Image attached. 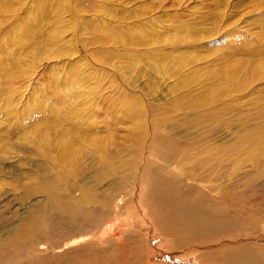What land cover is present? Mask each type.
Here are the masks:
<instances>
[{
    "label": "rangeland",
    "instance_id": "rangeland-1",
    "mask_svg": "<svg viewBox=\"0 0 264 264\" xmlns=\"http://www.w3.org/2000/svg\"><path fill=\"white\" fill-rule=\"evenodd\" d=\"M167 135L180 140L154 139ZM186 137L187 163L212 143L264 210V0H0V264H130L139 244L89 237L113 206L92 235H49L17 259L4 242L45 215L70 149L82 174L48 185L79 210L82 187L110 199L119 175L139 203L143 160L173 166ZM246 225L264 244V216Z\"/></svg>",
    "mask_w": 264,
    "mask_h": 264
},
{
    "label": "bare ground",
    "instance_id": "bare-ground-1",
    "mask_svg": "<svg viewBox=\"0 0 264 264\" xmlns=\"http://www.w3.org/2000/svg\"><path fill=\"white\" fill-rule=\"evenodd\" d=\"M193 127L189 124L187 129ZM167 137L169 140L159 136L154 139L162 145L171 146L170 141L180 140ZM184 139V148H178L183 150L173 161V166L158 168L151 161L143 160L145 188L139 203L132 192L124 189L130 177L119 175L121 183L116 184L119 189L105 192L106 195L111 193L110 199L82 187L79 201L91 208L81 207L79 210L48 185L61 183L71 191L74 185L71 181L82 174V169H78L79 157L76 151L70 149L66 152L67 171L60 179L56 176L52 179L48 175L51 179L43 184L49 209L45 215L35 216L32 222H23L18 236L5 239L6 253L16 259L24 251L33 253L38 249L37 243L48 239L49 235L59 238L65 234L88 231L92 235L97 230L93 228L98 220L96 218L102 215L101 211L110 210L113 206L108 214L109 220L99 226L95 237H89L99 244L116 243L122 249L128 244L134 251L137 249L135 245L139 244V253L135 254L130 264H264V257L256 250L263 248L264 244L255 243L261 231L254 229L249 234L246 225L264 216L262 202L255 198L251 202L239 195L241 191L236 190L239 172L228 168L232 163L230 157L224 158L220 152H211L212 143L209 151L207 147L200 149L202 155L187 163L197 149L185 145L188 139L195 138ZM137 182L136 178L135 184ZM246 191L249 192L244 190V195ZM17 246L20 254L16 251Z\"/></svg>",
    "mask_w": 264,
    "mask_h": 264
}]
</instances>
